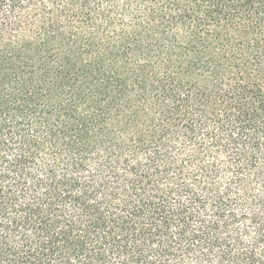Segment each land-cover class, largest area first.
Returning <instances> with one entry per match:
<instances>
[{
    "label": "trees",
    "instance_id": "1",
    "mask_svg": "<svg viewBox=\"0 0 264 264\" xmlns=\"http://www.w3.org/2000/svg\"><path fill=\"white\" fill-rule=\"evenodd\" d=\"M0 264H264V0H0Z\"/></svg>",
    "mask_w": 264,
    "mask_h": 264
}]
</instances>
